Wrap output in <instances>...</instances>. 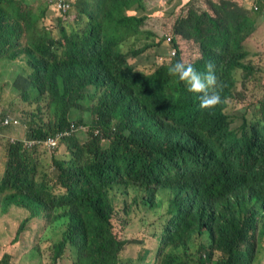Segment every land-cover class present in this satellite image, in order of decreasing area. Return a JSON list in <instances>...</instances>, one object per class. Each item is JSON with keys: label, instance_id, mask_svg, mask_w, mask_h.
<instances>
[{"label": "trees", "instance_id": "1", "mask_svg": "<svg viewBox=\"0 0 264 264\" xmlns=\"http://www.w3.org/2000/svg\"><path fill=\"white\" fill-rule=\"evenodd\" d=\"M28 1L0 0V65L12 69L16 97L34 108L18 126L3 127L10 115L0 116V129H26L24 140L0 138V148L6 147L2 211L27 209L29 220L47 217L55 229H65L53 246L54 264L68 248L73 264H121L130 241L114 232L120 211L111 186L134 181L151 195L143 204L169 219L156 249L144 246L124 264H262L264 97L253 117L249 110L229 113L239 77L244 86L256 79L249 61L255 54L245 44L264 19L262 1L256 12L250 0H202L205 9L197 13L193 0L183 6L175 0H76L59 15L75 12L74 21L59 19L57 34L43 26L49 5ZM188 5L190 15L178 31L185 27L186 38L199 45L201 56L191 65L200 73L211 65L217 78L221 100L209 108L200 106L203 93L189 91L169 72L184 63L176 39L170 64L150 71L139 66L149 46L138 43L150 37L153 46H162L145 13L156 11V17L164 7L165 15L178 19ZM81 112L77 125L99 130L85 141L71 128ZM50 138L56 152L46 162ZM164 193L167 206L156 198ZM130 209L126 204L123 214ZM7 253L0 264H10L15 254Z\"/></svg>", "mask_w": 264, "mask_h": 264}, {"label": "rangeland", "instance_id": "2", "mask_svg": "<svg viewBox=\"0 0 264 264\" xmlns=\"http://www.w3.org/2000/svg\"><path fill=\"white\" fill-rule=\"evenodd\" d=\"M46 0H44L45 2ZM170 3V0H165ZM190 0H178L177 4L183 6ZM192 1V0H191ZM46 4V3H45ZM206 2L202 0H193V8L197 13L199 10H204ZM48 16L44 18L43 26L51 31L53 34L58 32V20L64 19L65 22L74 21L75 12L72 15L68 14L65 17H61L54 10L52 6H49ZM190 6L184 7L180 14H182L178 19H172L171 17L165 15L164 7L157 10L159 15L153 17L154 19L147 21V27L149 29L155 30L157 36L153 37L156 42L162 41V46L157 48L153 46L152 38L148 37V40H143L141 43L137 44V48L146 45L149 46V50L145 51L141 56L140 67H143L146 71H150L158 65L170 64L172 60L171 54V40L176 39L179 49L182 53V60L185 64H191L198 60L201 56L199 45L194 42L193 39L186 38L185 32L178 31L188 18ZM179 22L178 27L175 28V23ZM261 19H259V23ZM246 48L255 54L249 61L256 65L257 73L255 80H249L244 86L243 80L239 77L238 90H237V101H230L229 109L230 114L242 115L247 110L251 111L250 116L253 117V109L255 104H257L260 99L264 97V24L261 32H258V28L254 35L247 39ZM169 47V48H168ZM158 52V53H157ZM160 53V54H159ZM161 55L165 56L160 58ZM22 63V62H21ZM23 65V63H22ZM16 74H17V69ZM12 69L4 70L0 65V116L3 117V112H6L12 117H16L23 120L24 114L33 110L34 108L30 106L29 103H24L22 99H18L15 95L14 90L11 87V77ZM234 112V113H233ZM83 114L80 113L76 116L74 115V121L77 123V119L82 117ZM47 119L46 113L43 116ZM240 120L234 123V127H237ZM19 131L13 128L0 129L3 134L8 136H14L18 139L26 135V129L24 124L19 127ZM88 134L84 132H78L77 137L81 141H85ZM2 142V141H0ZM4 143V142H2ZM0 143V144H2ZM4 146L0 148V159L3 160ZM63 150V149H62ZM48 159L46 162H50V156L56 151L53 149H48ZM63 154L59 153L58 157ZM4 168V160L0 164V170ZM111 187L114 188L113 193L116 195L115 205L120 211V215L114 220L113 226L115 227V234L122 239L130 241V244L123 251L121 259V264H124L127 259L137 258L138 255L145 249L144 246L152 249H156L157 240L162 234L163 228L165 227L169 217L164 216L161 218L160 215H155V208L149 205H144L143 200L151 198V195L145 192V188L134 181L114 183ZM156 198L157 202L162 200V205L167 206L168 197L167 194L158 195ZM137 199V202H135ZM126 204L131 206L130 213L128 215L123 214V208ZM1 207V204H0ZM11 211V212H10ZM42 214H44L42 212ZM30 210L21 209L16 206L10 207L9 211L3 212L0 208V259L3 258L7 252L10 251L15 255H10V264H54L53 253H54V243L63 238L64 228L55 229L49 222L47 217H38L29 220ZM24 220L27 223L24 227V231L18 235L19 228ZM264 246V243H263ZM18 256H17V255ZM264 254V252H263ZM150 255H154L152 252ZM155 256H153L154 258ZM155 261V259H154ZM56 264H73L72 250L67 249L66 254L57 261ZM264 264V263H262Z\"/></svg>", "mask_w": 264, "mask_h": 264}, {"label": "clouds", "instance_id": "3", "mask_svg": "<svg viewBox=\"0 0 264 264\" xmlns=\"http://www.w3.org/2000/svg\"><path fill=\"white\" fill-rule=\"evenodd\" d=\"M255 1L256 0H252V1L250 0L249 6L253 8V4ZM45 3L49 5L47 0L45 1ZM176 53L177 51L175 49H171L172 57H174ZM169 72L173 75H177L180 80L185 81L189 86V91L203 93V95L200 97V106L202 108H209L220 102L221 97L219 93L215 91V88L217 86V78L215 74L211 71V65H209V71L207 73H200L191 64L185 65L184 63L177 61L169 68ZM209 89H212L211 94H209L208 91ZM81 113L83 114L82 117H84V113L83 112ZM82 117H80L79 119H81ZM12 118L18 120V118L16 117H12ZM71 128L75 130L76 128H78L77 133L81 131L84 132V134H88L87 138L89 137L90 133H94L95 136H97V134L99 133V130L95 131L93 129L90 131V128L88 127L85 126L79 127V125H77V123L75 122L71 124ZM0 134L2 135L1 131ZM65 134H68V132H65ZM261 262L264 263V260Z\"/></svg>", "mask_w": 264, "mask_h": 264}, {"label": "built area", "instance_id": "4", "mask_svg": "<svg viewBox=\"0 0 264 264\" xmlns=\"http://www.w3.org/2000/svg\"><path fill=\"white\" fill-rule=\"evenodd\" d=\"M258 1H260V0H256L254 2V4H253V9L255 11H259V9H260V5L258 4ZM261 1L264 4V0H261ZM47 2L49 3L50 6H52V8L54 10H56L59 13L60 12H67L70 9V4L66 0H47ZM263 9H264V6H263ZM3 119H2L3 120L2 121V126L3 127H10V126H18L19 125L18 120L17 119H13L10 116H6ZM1 137L2 136L0 134V138ZM28 144L29 145H33V144H35V142H28ZM45 144L47 145V148L52 149L51 145H55L56 144V139L54 140V139L50 138V140H48Z\"/></svg>", "mask_w": 264, "mask_h": 264}, {"label": "crops", "instance_id": "5", "mask_svg": "<svg viewBox=\"0 0 264 264\" xmlns=\"http://www.w3.org/2000/svg\"><path fill=\"white\" fill-rule=\"evenodd\" d=\"M44 1V0H43ZM68 3L69 2H74V1H76V0H66ZM28 2H30V3H32V0H30V1H28ZM175 2H178V0H175ZM70 4V3H69ZM40 4H38L37 6H39ZM39 8H41V7H37L36 9L38 10ZM51 11H53V12H56L55 10H52L51 9ZM156 13V11L155 12H153V13H151V14H148L147 12L145 13V15L146 16H148L149 18H148V20H150V17H154V14ZM57 14L58 15H60V13L59 12H57ZM263 24H264V19H261V22L259 23V20H258V32H261V30H262V27H263ZM257 30V29H256ZM256 30L255 31H252V35H254V33L256 32ZM251 35V36H252ZM250 36V37H251ZM245 45H247V43L245 44ZM18 131H19V129H17ZM7 137H14V136H7ZM25 138H26V135H25ZM24 137H20V140H23V139H25Z\"/></svg>", "mask_w": 264, "mask_h": 264}]
</instances>
